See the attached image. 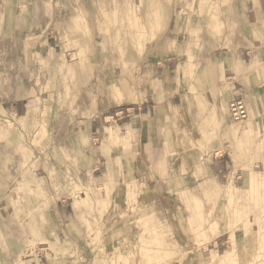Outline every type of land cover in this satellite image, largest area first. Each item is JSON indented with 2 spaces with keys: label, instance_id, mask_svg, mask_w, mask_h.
Returning a JSON list of instances; mask_svg holds the SVG:
<instances>
[{
  "label": "clouds",
  "instance_id": "1",
  "mask_svg": "<svg viewBox=\"0 0 264 264\" xmlns=\"http://www.w3.org/2000/svg\"><path fill=\"white\" fill-rule=\"evenodd\" d=\"M0 264H264V0H0Z\"/></svg>",
  "mask_w": 264,
  "mask_h": 264
}]
</instances>
